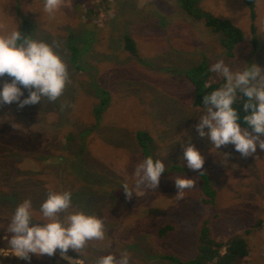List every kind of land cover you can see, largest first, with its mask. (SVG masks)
<instances>
[{
    "label": "rangeland",
    "instance_id": "obj_1",
    "mask_svg": "<svg viewBox=\"0 0 264 264\" xmlns=\"http://www.w3.org/2000/svg\"><path fill=\"white\" fill-rule=\"evenodd\" d=\"M141 2L71 0L70 7L50 15L45 0H0V23L8 31L18 27L23 36L59 43L71 80L55 102L45 98L23 108L16 102L0 104V243L7 244L4 229L23 200L32 201L34 219H39L49 191H70L69 211L97 215L105 223V240L90 242L83 253L86 264L125 250L130 264H168L166 254L189 259L196 252L198 226L209 218L194 176L203 171L216 191L211 234H242L250 249L243 264H264V150L257 147L244 158L231 144L216 149L201 138L195 125L202 108L193 106L184 74L201 60L210 67L222 59L233 70L251 64L264 70V0H254L256 47L243 0L202 2L204 11L243 32V42L233 51L221 45V35L188 16L180 0H147L143 7ZM124 35L134 39L140 60L124 50ZM69 42L80 52L79 69L69 61ZM5 82H11L7 75L0 87ZM102 88L111 100L97 123L92 112ZM22 91L24 99L28 91ZM137 130L153 136L155 156L165 167L182 169L161 177L156 190L139 189L129 200L122 185H134V167L143 160L134 140ZM189 144L204 158L200 170L186 165L183 152ZM177 176L196 180L180 200L171 183ZM166 224L173 230L159 237L157 230ZM50 259L32 255L25 261L0 249V264H50Z\"/></svg>",
    "mask_w": 264,
    "mask_h": 264
},
{
    "label": "clouds",
    "instance_id": "obj_2",
    "mask_svg": "<svg viewBox=\"0 0 264 264\" xmlns=\"http://www.w3.org/2000/svg\"><path fill=\"white\" fill-rule=\"evenodd\" d=\"M146 2L142 0L140 6ZM70 5L71 0H45L44 11L51 15L62 6ZM0 33H3L0 34V78L5 75L11 78L10 83L5 82L0 87V104L16 102L23 108L41 103L45 98L49 102L58 100L71 83L68 65L57 51L59 43L53 41L49 44L23 36L18 27L8 31L4 23H0ZM209 71L225 83L203 96L202 114L195 125L198 135L207 138L216 149L231 144L244 158L255 154L257 147L264 150V139H261L264 136V70L256 64L233 70L221 59L212 64ZM22 88L28 91L24 99H21L24 95ZM238 93L245 98L243 110L248 113L243 116L245 128L238 123L241 117L233 107ZM183 157L189 169H202L204 158L193 145L184 148ZM163 173V160L146 157L134 167V185H122L125 198L132 199L133 194L137 196V190L142 188L156 190ZM195 185V179L177 176L174 179L176 199H183L185 190L193 189ZM71 207L70 191H49L40 204L39 219H34L30 199L19 203L4 229L8 234L10 253L29 261L32 255L51 257L58 250L68 264H83L79 258L73 259L67 253L72 250L79 257L90 242L104 241L105 223L97 215L69 211ZM130 256L126 250L119 255L108 252L98 256L95 264H130Z\"/></svg>",
    "mask_w": 264,
    "mask_h": 264
},
{
    "label": "trees",
    "instance_id": "obj_3",
    "mask_svg": "<svg viewBox=\"0 0 264 264\" xmlns=\"http://www.w3.org/2000/svg\"><path fill=\"white\" fill-rule=\"evenodd\" d=\"M204 0H180V6L182 10L191 18L203 22V25L211 30L213 33L221 35V45L224 48H228L233 51L238 45H240L244 40V35L241 29L233 25L230 21L226 19L216 18L212 14L204 11L201 8V4ZM248 9L251 21V31L252 39L251 44L256 47L257 41L255 38V27L253 25L255 18L254 11V0H243ZM123 48L124 50L136 59L138 57V49L134 39L129 35L123 36ZM68 52L70 57V63L77 69L81 66L79 64L80 52L73 44L69 42ZM140 60V59H139ZM210 65L207 61L201 60L200 62L188 67L184 74L186 80L190 84L193 91L192 104L194 107H203V96L210 94L215 89L222 87L225 81L221 79H216L213 73L209 71ZM97 102L93 108V117L98 120L104 114L106 108L110 106V94L106 89H98ZM240 93L237 94V102L233 105L236 108L238 115L241 119L238 121L242 128L247 127L243 121V116L248 114L243 110V100ZM251 131V129H249ZM134 140L141 152L143 159L151 156L154 160L157 159L155 156L156 144L153 136L146 130H137L134 133ZM182 169L179 166H169L165 167V173L161 177L169 176ZM194 176L197 179L199 192H200V202L206 207L208 211V217L202 220L198 226L197 230V241H196V252L195 255L189 259H181L172 254L164 255V259L168 264H243V262L249 256V244L247 239L242 234L231 235L226 238L214 237L209 228L210 220L217 217L216 212V191L212 186L209 176L203 171H196ZM263 180H264V167H263ZM172 186H174V179H172ZM260 225V221L256 223ZM173 230L171 224H166L157 230V235L159 237L166 236L169 232ZM8 249V245L0 243V249ZM57 252H59L57 250ZM67 255L71 256L73 259H80L83 264H86V258L83 254L78 257V254L72 250H69ZM16 259V258H14ZM9 260V259H8ZM61 261L63 264H68L67 261L60 258L56 253L51 256L50 264H58Z\"/></svg>",
    "mask_w": 264,
    "mask_h": 264
}]
</instances>
